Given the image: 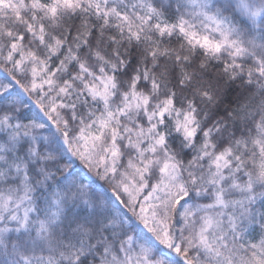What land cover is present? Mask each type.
<instances>
[{
	"label": "snow or ice",
	"instance_id": "obj_1",
	"mask_svg": "<svg viewBox=\"0 0 264 264\" xmlns=\"http://www.w3.org/2000/svg\"><path fill=\"white\" fill-rule=\"evenodd\" d=\"M0 264H264V0H0Z\"/></svg>",
	"mask_w": 264,
	"mask_h": 264
}]
</instances>
